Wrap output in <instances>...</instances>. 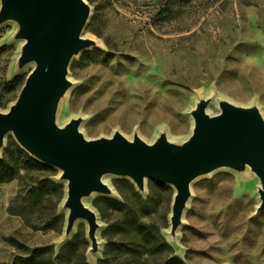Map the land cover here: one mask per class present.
<instances>
[{
    "label": "rangeland",
    "instance_id": "374dc122",
    "mask_svg": "<svg viewBox=\"0 0 264 264\" xmlns=\"http://www.w3.org/2000/svg\"><path fill=\"white\" fill-rule=\"evenodd\" d=\"M82 1L88 16L81 37L90 44L72 57L66 74L72 87L50 108L56 128L75 121L87 141L117 134L147 146L163 140L174 153L191 135L199 106L208 117L229 106L257 116L264 126V0ZM20 17L0 22V114L9 112L34 67L22 60ZM22 153L28 154L6 132L0 162L14 164L20 174L0 184V264H20L36 248L50 252L49 260L34 259L37 264H137L121 256L117 244L133 241L127 225L141 222L167 244L166 254L148 264L172 257L182 264H264L260 182L236 158L234 168L189 183L176 223L173 185L144 178L139 189L129 177L103 174L105 191L80 199L94 217L90 236L83 218L66 230L61 170L48 166L61 190L29 193L42 177L25 173ZM69 242L73 246L65 249Z\"/></svg>",
    "mask_w": 264,
    "mask_h": 264
},
{
    "label": "water",
    "instance_id": "95a60500",
    "mask_svg": "<svg viewBox=\"0 0 264 264\" xmlns=\"http://www.w3.org/2000/svg\"><path fill=\"white\" fill-rule=\"evenodd\" d=\"M13 14L25 23L22 60L34 62V67L9 112L0 114V147L4 134L12 132L29 156L62 171L67 181V225L83 218L93 235V214L80 199L91 191L104 192L100 177L106 173L129 177L139 189L144 178L173 185L171 222L176 223L193 178L227 163L234 165L235 158L258 177L259 210H264V126L257 116L223 106L218 115L208 117L199 106L191 135L174 153L163 140L147 146L117 134L87 141L77 133L75 121L60 130L49 111L67 87L72 57L90 44L81 37L88 8L82 0H0V22Z\"/></svg>",
    "mask_w": 264,
    "mask_h": 264
},
{
    "label": "trees",
    "instance_id": "16d2710c",
    "mask_svg": "<svg viewBox=\"0 0 264 264\" xmlns=\"http://www.w3.org/2000/svg\"><path fill=\"white\" fill-rule=\"evenodd\" d=\"M22 163L24 166V171L26 174H34L36 177H42L41 180L37 183L39 188L32 187L29 193L32 196H35L34 193L42 190V188H46L49 194L57 192V190H61L63 186L54 181L50 174V167L45 164H42L29 156L28 154L22 153ZM20 169H15L14 164H10L9 162H0V184L10 181L16 176H19ZM18 174V175H17ZM135 196L139 198L140 196L137 192L133 191ZM113 204L117 206H123L122 201H111ZM119 210L120 209H116ZM129 222V221H128ZM127 222V223H128ZM130 232H132L131 242L120 243L117 244L120 247L119 251H121V256H127L128 258L134 260L137 264H148V259L154 257L155 255H165L167 244L163 240V238L159 235V233L150 226L141 222L139 224L127 225ZM113 245H115L113 243ZM72 247L73 242L67 243L64 247ZM47 248H36L32 251V257L29 259L23 260L20 264H37L38 262L34 259L44 261L48 258L50 259L49 253L46 252ZM59 255L55 256L54 259H58ZM39 261V262H40ZM49 262V261H48ZM164 264H182V261L177 257L169 258L164 262Z\"/></svg>",
    "mask_w": 264,
    "mask_h": 264
},
{
    "label": "bare ground",
    "instance_id": "6f19581e",
    "mask_svg": "<svg viewBox=\"0 0 264 264\" xmlns=\"http://www.w3.org/2000/svg\"><path fill=\"white\" fill-rule=\"evenodd\" d=\"M6 18H8V17H6ZM66 82H67V87L65 88V90L63 91V93L61 94V96L64 95L65 93H67L71 89V87H72V84L70 82H68L67 80H66ZM172 150H173V148H170V152H172ZM228 157L231 158V156H228ZM222 167L234 168L235 165H232V164H228L227 163L225 165H222V166L216 167L214 169H211L209 171L203 172V173L197 175L196 177L203 176V175H208V174L212 173L213 171H215V170H217L219 168H222ZM196 177H194L193 179H195ZM74 221H73V223H74ZM73 223L70 226L69 225H66V230L67 231H69L72 228Z\"/></svg>",
    "mask_w": 264,
    "mask_h": 264
}]
</instances>
